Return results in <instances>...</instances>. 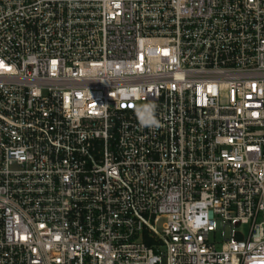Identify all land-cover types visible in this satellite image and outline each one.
Returning a JSON list of instances; mask_svg holds the SVG:
<instances>
[{
  "label": "built area",
  "instance_id": "built-area-1",
  "mask_svg": "<svg viewBox=\"0 0 264 264\" xmlns=\"http://www.w3.org/2000/svg\"><path fill=\"white\" fill-rule=\"evenodd\" d=\"M0 264H264V0H0Z\"/></svg>",
  "mask_w": 264,
  "mask_h": 264
},
{
  "label": "rangeland",
  "instance_id": "rangeland-1",
  "mask_svg": "<svg viewBox=\"0 0 264 264\" xmlns=\"http://www.w3.org/2000/svg\"><path fill=\"white\" fill-rule=\"evenodd\" d=\"M164 223H165V221L164 220H161V222L158 224V228L159 229H162L163 226H164ZM229 236H230V233H229V230L227 229L226 230V237L228 238ZM212 239H214V238L212 237ZM215 240L216 241H222L223 240V233H222V231H218L216 233Z\"/></svg>",
  "mask_w": 264,
  "mask_h": 264
}]
</instances>
